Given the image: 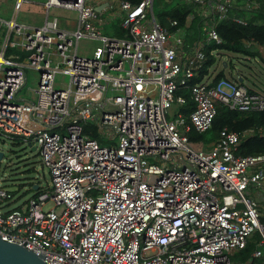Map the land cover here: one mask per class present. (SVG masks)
Listing matches in <instances>:
<instances>
[{
  "label": "built area",
  "instance_id": "1",
  "mask_svg": "<svg viewBox=\"0 0 264 264\" xmlns=\"http://www.w3.org/2000/svg\"><path fill=\"white\" fill-rule=\"evenodd\" d=\"M104 1L122 14L126 38L101 35L90 0L46 1L47 13H78L71 32L56 17L32 30L8 25L17 40L0 52V133L35 147L50 185L18 204L0 177L2 240L45 264H264V154L237 155L240 136L226 129L208 149L195 151L188 139L210 129L217 102L264 111V94L225 82L189 87L206 63L202 42L185 45L171 32L175 20L160 24L154 0ZM184 1L223 19L235 0ZM205 32L221 43L214 25ZM84 39L100 42L90 57L77 54ZM26 68L38 72L33 102L17 100ZM57 73L68 87L55 88ZM181 87L195 106L187 119L173 113L186 103ZM87 124L116 142L100 144ZM255 234L250 257L234 259Z\"/></svg>",
  "mask_w": 264,
  "mask_h": 264
},
{
  "label": "trees",
  "instance_id": "2",
  "mask_svg": "<svg viewBox=\"0 0 264 264\" xmlns=\"http://www.w3.org/2000/svg\"><path fill=\"white\" fill-rule=\"evenodd\" d=\"M129 1L137 3L139 0ZM214 1L215 0L212 1V5ZM206 7H209V5ZM191 13L192 10L183 3L168 10H163L158 14L157 19L156 17L155 19L165 26H167V20L169 19L177 21V27L171 29L173 32L182 30L185 27ZM202 19L203 18L200 17L196 20L195 25H193L195 29H198V32L200 30V25L203 24ZM236 20L243 21L244 24L238 23ZM208 22L209 25H214L221 43L218 45L213 42L208 45L204 44L203 52L206 56V63L196 73V77L189 82V87L206 78L207 81L210 82L209 86L212 88H216L220 82H225L231 85L244 86L250 93L264 94V92L261 93V91H259H264V83L263 85L257 84V81L250 77V74L248 76L244 72L237 71L234 77L231 74L228 75L225 70L218 72L214 76L209 73V69L214 63L212 52L215 51L241 54L247 57L248 61H251V59L257 60L260 64L258 70L264 73V0H243L239 4H232L223 19H219L217 15L212 13V15L208 17ZM110 34L112 35L111 38H126V32L119 24L111 29ZM187 37V43L191 45L195 39L191 35L188 36V34ZM1 41L2 39L0 37V42ZM8 52L11 51L9 50ZM17 54L23 55L22 53ZM229 68L230 71L234 70L233 64H230ZM179 92L183 93L186 103L176 110L187 118L193 112L194 105L186 87H181ZM224 129L240 136V145L237 150V155L246 157L264 154V111L230 110L228 107L218 102L216 103V115L210 129L202 134L191 131L188 134L189 143L190 145L200 144L203 145L205 149H208L210 145L217 140L220 131ZM84 132L86 134L92 133L91 136L93 138H99L94 125L87 124L84 126ZM13 139H18V137ZM99 142L103 144L101 140ZM33 186L34 185H32L30 190L32 193H35L36 191L32 189ZM259 239V234H255L252 239L248 240L245 249L235 254L234 259L240 262L247 260L254 251Z\"/></svg>",
  "mask_w": 264,
  "mask_h": 264
},
{
  "label": "rangeland",
  "instance_id": "3",
  "mask_svg": "<svg viewBox=\"0 0 264 264\" xmlns=\"http://www.w3.org/2000/svg\"><path fill=\"white\" fill-rule=\"evenodd\" d=\"M9 2V6H11V1L13 0H0V6H2V2ZM26 1V0H23ZM34 1H44V0H34ZM94 0H90V3H93ZM184 0H154L153 3V14L154 17H158V14L163 10H168L173 8L179 4H185L189 9L192 10L191 16L188 18L187 24L190 21V26L184 27V33L191 35L196 41L199 39L204 44L208 45L211 42L206 40V32L205 27L209 25L208 17H205L206 14L209 13L210 8L205 6H200L193 3L183 2ZM243 0L233 1L232 4H239ZM35 7L34 5L23 4L21 9L15 13V20L17 24L22 25L25 21L30 20V18L35 15ZM40 12L41 9L37 8ZM32 12V13H30ZM42 14V12H41ZM14 15L12 9L9 11V17ZM114 15V16H113ZM212 15V14H211ZM119 16L117 13L114 14L113 11L107 13L97 29H99L101 35L106 37H112L111 29L119 24ZM35 17V16H33ZM53 17L58 18L59 23L61 24L64 20H71L76 22L78 19V13L72 10H62L58 8H51L49 19L51 20ZM202 19V23L200 25V30L195 29L193 25L199 18ZM195 18V19H194ZM186 25V24H185ZM100 42L98 40H80L78 42L77 54L84 57H90L96 47H98ZM0 47V52H1ZM74 52V48L71 49V53ZM212 56L214 58V63L212 67L209 69V73L213 76L218 72L225 70L228 75H232L235 77L237 71L244 72L246 75L255 79L257 84L263 85L264 83V73L258 70V66L260 65L258 61L252 60L248 61L247 57L242 56L241 54L227 53L223 51H215L212 52ZM58 62H60L59 57H54L52 60V66H55ZM224 63H226V68L224 67ZM229 64V65H228ZM230 64H233V69L230 71ZM249 67V68H248ZM232 72V73H231ZM25 75L27 78V82L25 86L20 90L17 96V100H26L29 96H34L32 91H34L38 86V72L26 68ZM211 79V78H209ZM69 78L62 73H57L55 75V88L59 89L61 87H68ZM229 93V90H225ZM261 91L263 93L264 91ZM114 95V92L109 90L108 96L111 97ZM167 119L171 120L172 117L167 115ZM108 132H105L103 135H99L102 138V142H116L110 141L107 139ZM17 137L5 136L0 133V153L3 155L2 160L0 161V177L5 178V189L9 192L13 193L17 198L18 204L25 202L28 198L33 194L30 188L32 185H37L38 187H46L50 185V177L46 169L42 168L40 158L38 156L37 151L32 152L31 148L28 147L27 143L22 139H13ZM34 147V146H33ZM191 147L196 150L205 149L203 145L200 144H191ZM264 251V247H262ZM232 260L233 257L230 256Z\"/></svg>",
  "mask_w": 264,
  "mask_h": 264
},
{
  "label": "crops",
  "instance_id": "4",
  "mask_svg": "<svg viewBox=\"0 0 264 264\" xmlns=\"http://www.w3.org/2000/svg\"><path fill=\"white\" fill-rule=\"evenodd\" d=\"M46 1L47 0H44V1H34V0H26V1H23V0H13V1H11L12 3H11V6H9V2H7V1H4V2H2V6H0V37H1V39H2V41L0 42V47H1V49L3 50L4 48H5V45H6V41H7V39H9V41H16L17 40V38L15 37V35L11 32V30H9V28H8V25L9 24H14L15 26H17V27H20V28H23V29H25V30H32V29H36V28H40V27H42L43 25H44V23H45V21L46 20H50L49 19V15H50V10H49V12L47 13V8H46V6H45V3H46ZM20 2V4H19V7L18 8H16V5L18 4ZM94 3H93V5H95L96 7H95V9H97V8H99V7H102L101 8V10L99 11V12H97L96 11V14H97V19L96 20H94L92 23H93V25L97 28L98 26H99V24L103 21V20H101V19H103V17L107 14V13H109L110 14V12L111 11H107V10H105L104 8H105V5H106V3H105V1L104 0H94L93 1ZM23 4H28V5H34V6H36L35 7V15H33V16H35V17H31L30 18V20H28V21H25L22 25H20V24H17L16 23V20H15V13L18 11V10H20L21 9V7H22V5ZM37 8H39V9H41V12H42V14H41V12L37 9ZM10 9H12L13 10V12H14V15H12V16H10L9 17V11H10ZM63 10V9H62ZM211 10L213 11V9H210L209 10V13H208V15H211ZM68 11V10H67ZM30 13H32V12H30ZM118 15H120L119 16V21H121V17H122V14L121 13H118ZM114 16V15H113ZM205 17H207V14H206V16ZM58 19V18H57ZM190 21L191 20H189V23L187 24L186 23V25H185V27H188V26H190ZM119 25H120V22H119ZM76 26H77V20H76V22H73V21H71V20H64V22H62L61 24L59 23V20H58V27H59V29H61V30H64V31H68V32H71V31H74L75 29H76ZM180 32V34H182V35H184V44L185 45H188V46H190V44L189 43H187V34L186 33H184V31H183V29L182 30H179ZM172 32V31H171ZM172 33H174L175 35L174 36H176L177 34H176V31H173ZM189 36V35H188ZM109 38H111V37H109ZM207 40V39H206ZM196 42V40L194 41V42H192V44L193 43H195ZM191 44V45H192ZM202 44L204 45V42H202ZM9 49V48H8ZM77 49H78V46H77ZM10 50V49H9ZM10 51H12V52H9V53H6V55L8 56V55H13V54H15V53H21L20 51H18L17 49H12V50H10ZM23 54V53H22ZM54 57H56V55H52L51 56V59L53 60V58ZM20 60H21V62L22 63H25V58H24V55H20ZM257 61V60H256ZM225 65H226V63H225ZM225 68H226V66H225ZM227 73V72H226ZM202 81H207V79L205 78V79H203ZM210 81V80H209ZM26 82H27V78H26ZM36 90V89H35ZM35 90L34 91H32V93H33V97L32 96H29L28 98H26V100L27 101H35V99H36V94H35ZM18 96V95H17ZM192 101V100H191ZM194 105V104H193ZM178 108V107H177ZM177 108H175V109H173V113H176V112H179L178 110H176ZM194 108H195V106H194ZM182 114V113H181ZM182 116H183V114H182ZM184 117V116H183ZM189 117V116H188ZM187 117V118H188ZM185 118V117H184ZM187 118H185V119H187ZM98 137L99 138H96L97 140H101L102 141V138L98 135ZM33 147V146H32Z\"/></svg>",
  "mask_w": 264,
  "mask_h": 264
},
{
  "label": "water",
  "instance_id": "5",
  "mask_svg": "<svg viewBox=\"0 0 264 264\" xmlns=\"http://www.w3.org/2000/svg\"><path fill=\"white\" fill-rule=\"evenodd\" d=\"M106 6V5H105ZM102 7L95 9L97 12L101 10ZM226 66L225 63L223 64ZM31 151H36L35 147L28 144ZM3 155L0 153V161ZM37 191L38 186L34 185L32 188ZM0 264H45L42 260V256H37L31 251H27L22 246L8 243L2 240L0 236Z\"/></svg>",
  "mask_w": 264,
  "mask_h": 264
}]
</instances>
